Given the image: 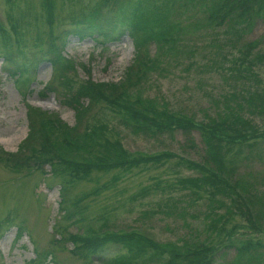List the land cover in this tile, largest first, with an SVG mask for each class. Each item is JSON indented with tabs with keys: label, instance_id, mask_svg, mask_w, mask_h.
<instances>
[{
	"label": "rangeland",
	"instance_id": "374dc122",
	"mask_svg": "<svg viewBox=\"0 0 264 264\" xmlns=\"http://www.w3.org/2000/svg\"><path fill=\"white\" fill-rule=\"evenodd\" d=\"M145 1L53 0L49 23L44 0H0V21L8 27L9 16L18 19L23 39L19 48L9 50V66L18 68L15 77L4 72L0 56V264H32L36 259L34 247L55 257L54 263L48 258L45 264H110L115 260L122 264H166L168 258L167 253L150 248L127 251L122 245L108 244L85 260L71 254L70 234L134 232L178 251L197 242L215 243L217 235L211 223L224 208L213 207L206 184L189 186L185 182L205 174L188 167L190 162L201 164L203 158L200 136L195 131L136 134L122 123L121 113L104 102L89 103L83 113L88 101L82 98L79 130L102 126L100 143L106 141L111 148L132 156L159 152L173 156L128 170H93L79 180L67 172L54 175L48 165L39 169L22 166L16 171L13 161H7L8 155L14 158L20 153L30 133L28 107L37 128L40 117L41 123L57 119L60 125L71 128L78 114L68 101L78 84L87 79L97 84L122 82L135 58L127 33L119 41H105L104 46L97 45L99 38L78 41L68 37L62 49L60 43L64 31L72 27L73 17L96 8L110 18L117 11L126 13L132 4L140 6L143 20L150 22L138 63L150 69L153 62L156 68L146 70L145 78H138L131 95L154 99L158 110L192 116L194 122L202 124L210 120L221 128L228 124L223 118L228 108L261 133L254 139L221 144L229 177V183L221 188L225 187L229 198L216 194L213 200H222L232 208L231 220L223 224L226 232L238 223L235 234H247L264 244V108H259L264 104L257 99L264 97V61L253 62L255 55L264 54V24L257 22L251 32L242 34L240 26L217 25L207 19L213 0H148L149 8ZM253 41L256 46L247 50ZM49 51L59 52L63 58L56 76L49 62L34 64ZM248 60L253 64L247 65ZM76 156L86 158L84 153ZM233 181L248 191L240 186L235 189L246 199L252 191L251 222L258 231L248 230L245 218L238 215L234 204L231 206L235 191L228 187ZM60 188L66 192L62 205ZM17 227L24 234L18 236ZM240 259L238 264H264V254ZM213 264H235V259L229 252Z\"/></svg>",
	"mask_w": 264,
	"mask_h": 264
},
{
	"label": "trees",
	"instance_id": "16d2710c",
	"mask_svg": "<svg viewBox=\"0 0 264 264\" xmlns=\"http://www.w3.org/2000/svg\"><path fill=\"white\" fill-rule=\"evenodd\" d=\"M146 1L144 2V6L149 8L151 2ZM181 1L183 3L187 0ZM213 1L214 4L208 9L207 19L214 20L217 25L229 24L231 26H240L242 28L240 32L247 34L252 31L257 22L264 24V0ZM43 8L46 12L45 18L47 22L51 23L53 18V0H44ZM153 8L155 7L153 6ZM140 9V6L132 4L129 6L128 13L121 11L118 13L117 11L109 18L108 16L105 17L100 9L97 10L95 8L85 15L71 19L72 27L64 31L60 43L61 49L68 37L76 38L78 41L99 38L98 40L102 39V41L96 40L97 45L104 46L105 41H119L127 33L131 38V43L135 50V58L126 69L122 82L118 84H97L87 79L76 86L74 96L73 94L71 95L68 103L72 104L71 106L74 105L75 114H78L83 108V105H81L82 98H86L88 101V105L83 108V113L86 111L89 103L104 102L107 106L114 109L115 112L121 113L122 123L136 134H170L174 131H179L180 133L197 132L203 147L202 162L201 164L190 162L188 163V167L205 174L199 178L187 179L185 182L191 186L197 183L206 184L211 189L209 194L212 198L211 202L215 204L213 207H223L224 212L216 214L215 222L212 221L211 223V230L216 231L217 235L213 240L215 243L197 242V244H192L184 247L182 251H178L177 249L167 248L170 245H157L148 238L134 232H113L108 234L92 232L88 235L70 234L68 241L72 246L71 254L87 260L96 256L97 251H100L103 246L114 244L124 246L127 251H144L150 248L160 254L165 252L168 256L166 264H213L217 258L229 252L233 254L235 264L239 263L240 258L253 255L260 257L264 254V244L258 239L249 238L247 234H235V229L239 228L238 223L230 226V230L226 232L223 224L231 220L232 208L229 205H224L222 200H213V196L223 194L229 198V192H225V187L221 188L226 183H229L221 144L254 139L261 136V133H258L252 125L239 119L238 116H234L233 112L228 108H226L223 114V118L227 119L228 124H224L226 127L221 128L210 120L202 124L194 122L192 116L188 117L179 112L168 111L164 108L158 110L154 99H143L138 94L131 95L130 91L136 83L138 84V78L140 80L143 77L145 78L146 70L156 68L153 62H150L153 65L150 69H148L145 63H138L141 60L142 45L145 43V39H148L145 36L148 35L147 31H145L147 29L146 24L150 23L147 19L143 20ZM7 21L8 27L0 21V56L3 59L2 64L5 65L4 72L13 78L18 74V68L9 66L12 62L9 50L14 46L19 48L21 43H23L20 32L22 28L18 24V19L14 16H9ZM262 34V37H264V31ZM247 45L246 49L249 50L256 46V42L253 41ZM61 60L63 58L59 52L49 51L45 55L38 57V60H35L36 63L34 64L36 66L40 62H49L52 73L56 76V73L60 72V67L62 66L60 64ZM262 61H264V54L255 55L253 58V62L260 63ZM253 62L252 60H248L247 65H252ZM45 89L51 90V87H45ZM257 99L264 104L263 96L257 97ZM251 100L252 98L249 97L250 102ZM259 108L260 111H263L264 107L259 105ZM27 111L28 120L31 124L30 133L21 144L18 151L20 153H17L14 158L12 157L13 155H8L7 160L8 162L13 161L11 164L16 171L21 169L22 166L28 169H39L43 165H48L51 173L54 175L67 172L73 175L71 177L79 180L81 177H84L82 176L83 174H88L93 170H128L143 163L156 164L173 156L167 152H159L152 155L140 153L132 156L119 149L115 150L106 141L100 143L99 139L104 129L102 126H93L90 130H86L84 127L82 130H79L81 127V115L79 114L76 116V124L71 128L60 125L57 119H47L44 123H41V117L39 119L40 127L37 128L32 108L28 107ZM100 151H104V154H101ZM114 151L115 154H113ZM78 152L84 153L86 158L76 156ZM239 186L248 192L238 181H233L228 190L234 192ZM250 192L252 195V191ZM65 194V189L60 188V205L66 202ZM251 195L246 199L242 194L235 191V201H231L230 204L231 206L234 204L238 215L245 218L243 220L245 221V225H247V229L255 232L258 229L251 222L252 211L249 206ZM220 221H222V224L216 228L217 222ZM17 230L18 236L24 234L21 228L17 227ZM56 241L60 242V239ZM34 251L36 259L31 260L32 264H45V262H48V258L53 262L56 261L55 257L48 252H39L36 247H34ZM110 264L122 263L115 260L112 263L110 262Z\"/></svg>",
	"mask_w": 264,
	"mask_h": 264
}]
</instances>
